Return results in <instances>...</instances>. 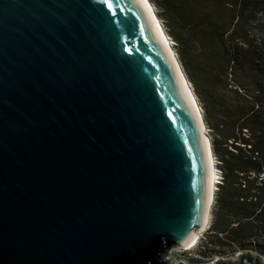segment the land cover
<instances>
[{
    "label": "water",
    "instance_id": "1",
    "mask_svg": "<svg viewBox=\"0 0 264 264\" xmlns=\"http://www.w3.org/2000/svg\"><path fill=\"white\" fill-rule=\"evenodd\" d=\"M173 57L140 0H0V264H159L203 226ZM236 257L214 264H263Z\"/></svg>",
    "mask_w": 264,
    "mask_h": 264
},
{
    "label": "trees",
    "instance_id": "2",
    "mask_svg": "<svg viewBox=\"0 0 264 264\" xmlns=\"http://www.w3.org/2000/svg\"><path fill=\"white\" fill-rule=\"evenodd\" d=\"M151 4L174 40L221 174L201 249L210 255V246H229L230 255L264 259V0Z\"/></svg>",
    "mask_w": 264,
    "mask_h": 264
},
{
    "label": "rangeland",
    "instance_id": "3",
    "mask_svg": "<svg viewBox=\"0 0 264 264\" xmlns=\"http://www.w3.org/2000/svg\"><path fill=\"white\" fill-rule=\"evenodd\" d=\"M148 2L150 3L156 18H157L158 22L160 23L159 25H161L160 26L161 30L165 34V36L169 42L170 48H171V50H172V52H173V54L177 60V53L175 50L174 40L166 33V29L164 27L163 21L160 19V17L157 14L156 7L153 4H151V0H148ZM188 85H189L191 92L194 94L193 88L189 82H188ZM195 100L197 102V105L199 106L196 98H195ZM199 108H200V106H199ZM200 110H201V108H200ZM201 114H202V110H201ZM203 123H204V121H203ZM204 126H205V132L207 134V137H208L209 143H210V137L212 136L211 131L205 125V123H204ZM212 157H213V164L215 166V176H216V179H215L216 182H215V187H214L215 190L213 192V197H214L215 191L217 189V184L219 183V178L221 179V174L218 171V168L216 165V163H217L216 159L214 158L213 155H212ZM213 214H214V205L212 202L211 206L209 208V218H208L207 226L199 234L198 239L196 240L194 246L189 248V249H185L183 247H171L166 251L165 254H163L161 256L162 262H165V264H214V261L221 259L223 261L235 263L237 261L236 254L238 252L234 253L233 255L228 254L229 253L228 251L231 250V248L229 246H223V247L210 246V247H208V249H213V251H214L213 253L211 252L210 255L206 252V249H204V250L201 249V246L204 245V240H207V238H208L207 230H209V228L212 225ZM222 253H224V254H222ZM262 261L264 264V259H262Z\"/></svg>",
    "mask_w": 264,
    "mask_h": 264
},
{
    "label": "bare ground",
    "instance_id": "4",
    "mask_svg": "<svg viewBox=\"0 0 264 264\" xmlns=\"http://www.w3.org/2000/svg\"><path fill=\"white\" fill-rule=\"evenodd\" d=\"M140 2L142 3V5H143L148 17H149V21H150V23L154 29L155 34L157 35V37L159 39L161 45L163 46L164 50L166 51V53L170 57L173 65H176L174 62L175 60H174L173 52L170 48L169 42H168L165 34L161 30V27H160L161 25H159L160 23L158 22L155 14L152 10L150 3L148 2V0H140ZM178 73H179L178 75H179V80H180V83L182 85V88L190 100V104L193 107V111L195 112V114L197 113V120L199 123L201 134L203 136L204 145L208 146L209 140H208L207 134L205 132V126H204V123L201 122L200 117L198 115L197 105L193 99L191 90L188 88V85H187V82L185 81V79L181 76V72L178 71ZM206 178H207V187H208V205L210 207L211 203L213 202V192L215 190L214 187H215V182H216L215 181V179H216L215 166L213 164V157H212V154L210 151L207 152V177ZM208 218H209V215L206 217L205 223L203 224V226L200 229L195 230L193 232V234L191 235V237L188 239V241L180 247H183L185 249H189V248L194 246L196 240L198 239L199 234L206 228L207 223H208Z\"/></svg>",
    "mask_w": 264,
    "mask_h": 264
},
{
    "label": "flooded vegetation",
    "instance_id": "5",
    "mask_svg": "<svg viewBox=\"0 0 264 264\" xmlns=\"http://www.w3.org/2000/svg\"><path fill=\"white\" fill-rule=\"evenodd\" d=\"M166 251H167L166 249L161 250V256H162L163 254H165ZM163 264H165V262H163Z\"/></svg>",
    "mask_w": 264,
    "mask_h": 264
},
{
    "label": "built area",
    "instance_id": "6",
    "mask_svg": "<svg viewBox=\"0 0 264 264\" xmlns=\"http://www.w3.org/2000/svg\"><path fill=\"white\" fill-rule=\"evenodd\" d=\"M219 180H220V178H219Z\"/></svg>",
    "mask_w": 264,
    "mask_h": 264
}]
</instances>
